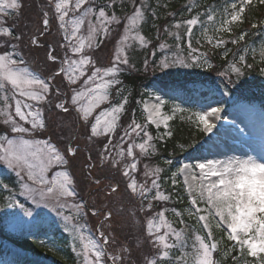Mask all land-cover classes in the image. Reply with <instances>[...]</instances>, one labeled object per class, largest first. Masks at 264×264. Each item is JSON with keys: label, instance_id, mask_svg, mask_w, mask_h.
<instances>
[{"label": "snow or ice", "instance_id": "6c2138e0", "mask_svg": "<svg viewBox=\"0 0 264 264\" xmlns=\"http://www.w3.org/2000/svg\"><path fill=\"white\" fill-rule=\"evenodd\" d=\"M124 3L125 0H120L121 7ZM251 3L252 0H232L230 3L226 0L219 21L214 6H209V11L193 14V7L187 5L190 18L181 23L186 26L184 36L188 55L165 56L159 62L151 63L153 73L163 74L155 89L160 94L150 97L155 103L142 101L146 123L138 122L133 115L131 122L120 132L122 114L127 111L129 98L123 94L120 87L123 82L119 77L135 67L129 51L137 44L141 49L150 44V40L141 34L149 14L154 20L159 19L155 13H149L150 5L144 0H131L130 13L121 17L114 11L117 0H106L101 5L95 0H46L42 27L25 42L26 33L17 31L24 0H0V203L6 208L18 209L27 217L33 216L34 208L54 213L63 230L71 234L72 251L77 258H82L80 264H221L215 253L225 237L231 242L225 246V260L228 254L234 253L231 256L233 264H264V149L257 155L245 153V158H205L194 165L184 164L173 172L170 177L173 185L178 183V177H184L183 186L189 201L183 210L172 209L178 221L166 217L167 208L155 210L158 205L153 201L167 202L172 198L171 194L165 195L160 190L158 180L162 169L145 164V182L137 179L136 150L146 158L155 151L154 137L148 125L157 129L163 125L165 132L159 138L170 137L172 132L168 130V122L176 113H181L182 119L185 118L183 114L188 113L190 126L207 136L216 128L215 121L221 119V107L190 110L173 105L171 114L164 113L162 109L167 105L163 96L169 91L187 90L186 85L177 88L174 82L163 78L171 75V69L203 68L215 72L224 96H230L244 86L247 70L253 67L246 63V54L228 62L224 70L216 71L207 53L193 47L192 40L194 26L199 25L204 42L212 48L223 47L226 41L223 37L209 36L208 26L211 25L217 34L231 33V25L242 21V14ZM259 3L264 5V0ZM156 6H161L160 0ZM163 6L167 7L166 4ZM85 18L89 24V49L100 46L96 39L98 35L107 36L112 25L119 26L122 20L126 21L109 66H98L93 55L85 51V40L77 36ZM53 20L58 23L57 31L63 33V42L59 45L62 56L56 54L53 44L43 42ZM181 23L171 27L179 29ZM69 24L74 25L71 32L68 31ZM153 27L159 32L155 23ZM252 27L257 28V24L253 23ZM164 31L174 36L178 42L176 48H181V35L173 33L167 24ZM246 34L241 33L231 42L237 44ZM196 44L203 46L201 38H196ZM34 46L46 48L45 62L57 65L47 75L38 72L27 59ZM159 47L163 49L166 45L161 43ZM258 51L260 62L264 64V41ZM227 52L225 49L224 56ZM149 67L150 63L145 59L144 70L148 71ZM260 74L264 75V67ZM57 79L59 83H56ZM192 90H195L194 82ZM53 110L61 118L57 139H53L46 115ZM179 147L183 149L185 145ZM82 156L79 172L82 180L96 186L97 194H103L101 199L105 203L99 207L95 201L90 204L78 191L80 184L72 166ZM127 159L131 162H126ZM104 172L108 175L99 174ZM149 177H154L150 185L147 183ZM113 196L126 199L128 215L142 228L136 239L135 252L128 242L109 251V246L115 242L114 213L108 206V200ZM124 211L122 203L116 212ZM185 213L195 221V227L190 228L183 219ZM89 214L98 217L99 221L95 233L85 236V224L81 221ZM176 223L184 227L177 228ZM214 228L222 233L219 239ZM189 247L191 251H188ZM245 256L254 259L248 261Z\"/></svg>", "mask_w": 264, "mask_h": 264}, {"label": "rangeland", "instance_id": "374dc122", "mask_svg": "<svg viewBox=\"0 0 264 264\" xmlns=\"http://www.w3.org/2000/svg\"><path fill=\"white\" fill-rule=\"evenodd\" d=\"M254 1V0H252ZM27 2L24 7L26 6L28 12V22L24 23L27 25H32L28 31H24L23 27L18 29V31H23L27 33V36L29 37L33 32L37 30V28L42 27V12L44 9V3H46V0H44V3H42V0L37 1L34 0V2H30V0H25ZM31 4V6H30ZM36 4L38 6L36 7ZM230 10V9H229ZM205 11H201L203 13ZM122 17V16H121ZM68 19V18H66ZM206 19V18H205ZM93 23H95V17H92ZM218 21V20H217ZM22 17L19 22L20 25L24 26L22 23ZM126 21L122 20L121 25L116 26L112 25V31L107 35V36H102L98 35L96 39L100 42V46L98 48H92L89 49L87 47V37H88V32H89V24H88V19L85 18V21L83 24L80 25L79 29L77 30V36L85 40V51L89 52L90 54L93 55V59L97 61L98 66H109L114 55H115V44L117 39L119 38L120 35L123 33V24ZM239 22V21H237ZM236 23V22H235ZM175 25V24H172ZM165 26V25H164ZM164 26H163V31H164ZM218 26V25H217ZM74 25L69 24L68 25V31L71 32L73 29ZM211 25L208 26L210 28ZM57 23L53 20L51 27H50V32L47 35V37L43 38V41L47 43H51L55 46V52L57 55L62 56L63 50L60 48V43L63 42L61 39V32L57 31ZM195 28V26H194ZM173 33L180 34L181 35V41L179 42L181 44V48L177 49L176 48V43H178L174 36H169L167 33L168 39H173L174 46L169 47V43H164L166 47L161 49L158 45V51H163V58L165 56H168L169 58H172L176 55H179L181 57H186L188 55L187 51V43L185 42L183 38L186 37L184 36L186 26L181 23V28L176 29L174 27L170 28ZM200 30V33L197 35L196 38H201L202 45H203V37L201 36V31L202 29L200 28L199 25L196 26V31ZM165 32V31H164ZM208 35L209 36H216V38H220L222 33H215L213 31V28L208 30ZM49 37V38H48ZM223 39L226 41L228 39L225 38V35L222 36ZM196 38L193 37L192 44L193 47L201 48L203 49L204 46H194L196 44ZM230 41V40H229ZM206 45L207 49L212 48L211 45L207 44L204 42ZM233 44V43H232ZM185 45V46H183ZM234 45V44H233ZM184 47V48H183ZM141 48L139 45L134 46V50L139 51ZM146 51H149L148 56L144 57L143 60V69H144V61L147 59L149 63L151 64L152 61V56H153V49L150 47V44L148 45L147 48H145ZM185 49V50H184ZM233 49V48H232ZM236 52V50L234 51ZM233 52V53H234ZM133 53V50L129 51V57L130 54ZM232 53V54H233ZM240 54L238 55L239 58ZM258 56H259V51H258ZM235 57V55H234ZM163 58H160L159 61ZM27 59L32 63L33 68H35L38 72L43 73L44 75H47L48 72L54 68L57 67L55 63L51 62H44L41 64L34 58L32 54H30ZM130 61L132 64H134L133 60L130 58ZM158 61V62H159ZM151 67H149V70L146 71L150 72ZM173 70V69H172ZM170 70V71H172ZM178 70V69H174ZM132 71L136 72L137 67L131 68L130 70H127L125 72ZM185 72L186 69H180V72ZM123 72V73H125ZM121 79V76L119 77ZM122 80V79H121ZM123 82V81H122ZM56 83H59V79H57ZM123 94L125 96H128V98H131L132 93L127 89L123 84L120 85ZM156 86H152L151 88L148 89V94L142 101H147L149 103H155L154 100H151L150 97L154 95H158L160 93H157L155 91ZM113 97H115V92L113 91ZM164 100L169 98V94H165L163 96ZM173 99H177L176 96H173ZM142 101L139 103V107L143 112V103ZM178 101V100H177ZM174 101L173 104H168L166 103V107L162 109V111L166 114H171L170 107L173 105H180L182 108L186 109L184 106L185 104L182 101ZM194 107L190 108V110H199V109H208L210 107H216L214 104L207 103V104H202L200 103L197 99L194 102ZM130 102H128V105L126 106L129 107ZM47 107V106H45ZM103 107V106H102ZM134 108H129V110L126 113H129L130 116H125L124 114V124L123 128L131 122V119L133 118V115L135 116V111L133 110ZM99 109L97 110V112ZM180 113H176L174 117H176ZM47 118H48V124H49V130L54 133L53 139H57L60 137V130H59V125L61 124V118L56 114L55 110L46 113ZM188 115V113H187ZM223 115V112L221 113V116ZM145 120H146V113L143 114ZM226 121L227 122H221L220 120L215 121L216 123V128L215 130L218 131L219 135L217 137H212L209 134L204 137L203 141L200 144H196V150L190 152L188 148H184L182 155L179 158H176L175 164L176 168L173 172L177 171L178 168H180L184 164L188 165H194L197 162H203L205 158L207 159H219V160H224L228 157L231 156H239L241 158H245L243 154H251V155H257L255 148V145L258 147L264 149V111L259 109L257 106L245 103V102H239L235 105H233L227 112L226 114ZM137 119V118H136ZM174 119V118H173ZM170 120V123L173 121ZM138 122H141V119L138 117L137 119ZM226 123V124H224ZM64 124L67 125L68 122L64 121ZM155 127V126H153ZM123 128L121 127L120 132L123 131ZM156 128V127H155ZM157 129V128H156ZM158 130V133L156 136L158 137L159 140L163 141L167 136L164 137L163 139H160L159 136L160 134L165 132V128L163 125ZM169 130V128H168ZM227 130V131H226ZM170 131V130H169ZM198 131V130H197ZM242 135V136H241ZM118 138V137H117ZM139 142V140H137ZM152 144L154 146V143L152 141ZM86 155V153L84 154ZM136 156H137V163H138V175L137 179L139 182L144 183L145 182V176H144V171H145V164H148L150 167H159L152 163L151 161L148 160V158L143 157L140 155L139 150H136ZM82 157H78L77 161L73 162L72 166V171L76 173V179L77 181H81V174L79 172V161L82 159ZM126 162H131L130 159H127ZM160 168V167H159ZM161 169V168H160ZM198 171V170H197ZM162 172V171H161ZM161 172L159 173V180L158 182L160 183V186H162V181L164 182L166 179L160 178ZM172 172V173H173ZM100 175H108V173H99ZM136 175V173H134ZM172 176V174H171ZM119 179L120 177L117 176ZM154 177H149L147 178V183L150 185L151 184V179ZM179 186L181 187L182 194L185 195L188 199V194L186 189L183 186V180L184 177L180 176L177 178ZM171 180V179H170ZM106 184L107 181H104ZM80 184V183H79ZM171 185L172 181H171ZM103 186V185H101ZM86 188V189H85ZM96 186L89 185L88 182H84L80 184V187L78 188V191L81 196H83L85 199L88 200V202L91 204L93 201L96 202V206L99 207L102 204L105 203V200L101 199L103 194H97L96 192ZM161 190V189H160ZM121 192H123V186H121ZM153 195L155 194V190H153ZM164 194V193H163ZM195 194V193H193ZM182 197V195H181ZM180 197V198H181ZM183 198V197H182ZM123 203V206L125 208V211L122 213L117 214L116 210L121 207V204ZM189 203V201H188ZM108 206L113 209V231L115 233V242L109 246V251H112L116 248L119 247V245L125 243L119 238V233L122 232V230H125L126 227H129V223L132 225H136L141 229V226L139 224L133 223L132 218L128 215L127 208L128 204L126 199L122 200L120 196H113L108 200ZM202 206V205H199ZM116 215V216H115ZM115 217V218H114ZM167 217V213H166ZM168 218V217H167ZM42 220L43 223H48L51 222L55 226L59 227L61 231H63L65 234L68 236V245L69 249L71 250V253L74 255V258L76 259L77 263L80 264V259L82 258H77L75 253L72 251V236L69 233H66L63 228L61 227L60 222L57 220L55 217L54 213H50L47 209L39 208L33 209V216L32 217H27L24 216L22 212H20L18 209H11V208H6L3 206V203L0 204V237L1 235L6 232L7 235L10 237L12 236L13 239L16 237H20L19 234L24 233L27 236H33L34 238H39L37 240V244H39L44 250L41 254L35 253L34 251H31L30 249L24 250L21 247H18V245L13 241V240H3L0 239V264H64L59 257H57L53 252H51L50 249L47 250L48 246H52L56 249H59V246L51 241L46 235H37L35 233H29L27 228V224L29 222H34L36 220ZM143 219V217H141ZM170 219V218H169ZM99 218L91 216V214L88 215V217L85 218V220L81 221L82 223L85 224L84 228V234L85 236H91L95 233V229L97 227ZM90 224V225H89ZM127 225V226H126ZM219 230H216L214 228V234L218 232ZM142 233V232H141ZM217 234V233H216ZM215 234V235H216ZM17 241V240H16ZM136 244V241H135ZM189 244H191V241H189ZM79 246V244H78ZM47 247V248H46ZM145 251H147V245H145ZM188 251H191V248L189 247ZM135 252V250H134ZM177 255L180 253L177 252Z\"/></svg>", "mask_w": 264, "mask_h": 264}, {"label": "trees", "instance_id": "16d2710c", "mask_svg": "<svg viewBox=\"0 0 264 264\" xmlns=\"http://www.w3.org/2000/svg\"><path fill=\"white\" fill-rule=\"evenodd\" d=\"M39 1V0H37ZM41 1V0H40ZM106 0H95V3L98 5L104 4ZM222 1H224V5L226 4V0H160V7H157V0H144L145 3L149 4V13H155L156 16L159 17V19H155L153 15L149 14L147 16V23L143 25L142 28V33L143 35L148 38L151 42V47L157 49V28L153 27V23L159 27V33L160 31H163V26L164 25H169L170 28L173 26L172 24L179 22L180 20H183L184 18H190V14L187 10V5H191L193 7V14L195 11H203L204 9L206 11H209V6H214L215 7V15L217 18L222 16L224 12V5L222 4ZM229 0H227L228 2ZM30 2H34V0H30ZM27 2H24V5ZM131 0H125V3L123 7H121L120 0H117V4L114 8V11L118 15H125L128 12L131 11L130 8ZM167 5V7H164L163 5ZM31 6V4H30ZM38 4H36V7ZM112 9H109V12H111ZM28 10L26 6L23 9L22 13V24L28 22ZM169 13H172L169 15ZM264 21V5L256 2L251 5H249L248 9L246 12H244V17L243 20L240 24H237L233 27L232 29V34L237 38L241 33L246 32L247 34L245 35V39L239 41L237 44H235V59L238 60V55L244 54L245 50L247 49V57L250 59L249 62L253 60V67L249 70H247L248 74L244 77L245 84L241 88L244 91H248L250 95L243 96V97H234L232 96L231 102H228L227 96H224L222 94V90L220 89V79L218 77H210L211 75H214L215 72H201L199 71L197 78L195 81L199 82L203 89L198 90L195 88V90H192L193 87H189L187 85L188 81L184 78H180L177 81H174L175 85L177 88L180 86H187V90H177V91H171L175 92L178 94L179 98L182 101L186 102H191L193 100V95L194 93H197L200 97V100L202 102H214L220 107H227L231 105L234 102H237V100H250L253 102H257L260 104L262 108H264V81L261 79V74H260V69L261 67H264V64L260 63L258 64L256 60L252 59L253 57L252 53L253 50L258 48L261 44V41H264V28L261 24V22ZM255 23L257 24V28H253L252 24ZM32 25H27L25 24L24 26L19 24V28L23 27L24 31H28L29 28ZM17 29V31H18ZM166 35V33H163ZM225 35H230V34H225ZM47 37V35L45 36ZM44 38V37H43ZM49 38V37H48ZM28 36L27 33L25 35V42H27ZM46 43L45 41H43ZM232 44V43H231ZM226 47H233V45H230V43L226 44ZM156 51V50H155ZM231 51V50H229ZM228 51L227 55L224 56H218V53H210L211 57V63L214 61V67L216 71H222L224 68L227 67L228 61H227V56L230 54ZM45 52L46 48L44 47H33L31 49V54L36 58L38 62L41 64L44 62L45 59ZM149 51L146 49H140L139 51L133 50V54L131 56V59L134 62L135 67H137L136 72L128 71L125 72L121 75V79L123 81V84L127 86V89L132 93L131 95V103L130 107H134L136 103L137 98H142V96L145 95V88H147L152 81H158L156 77H151L150 74L142 68L143 67V60L144 57L148 56ZM213 64V63H212ZM249 64V63H247ZM208 74V75H207ZM165 80L169 81L170 83H173L172 80H168L167 78H164ZM157 82V84H158ZM262 95V96H261ZM261 96V97H260ZM129 114L126 115V117ZM179 119V118H178ZM125 118H122V125L124 124ZM173 133L172 137L165 142H157L155 140V150H156V159H160L161 162H165L168 164V171L173 167V162L169 164L168 162L170 161V158L175 156H179L180 153H182L183 149L179 147L178 142H186L188 144L189 138L193 137L191 130L193 126H190L188 120H175L173 122ZM152 133L153 130L150 128L149 129ZM86 181L81 180L79 181L80 184L84 183ZM86 189V188H85ZM173 195H171L172 197ZM172 199V198H171ZM175 207L179 208L178 204H174ZM116 216V215H115ZM115 218V217H114ZM187 224L191 227H194V225L188 220L185 219ZM127 226V225H126ZM34 229L41 230L43 232L49 233V237L52 238L53 241H55L59 246H60V251L57 252V255L60 256L62 259H69L70 258V252L67 246V242L65 239V235L63 234L62 236L59 235V231L52 229L50 226L47 224H37L36 226H31ZM190 230V229H189ZM142 228L140 229L136 225H132L129 223V227L127 226L125 230H122L121 233H119V238L124 241L128 242L132 247L133 250H135V241L136 239L141 235ZM219 235L221 236L222 233L220 232ZM220 245L223 248L224 252V247L226 243H220ZM229 245V243L227 244ZM234 253H230L227 256V259H224V254L223 256H220L219 254H216V259L221 261V264H233L231 256Z\"/></svg>", "mask_w": 264, "mask_h": 264}, {"label": "bare ground", "instance_id": "6f19581e", "mask_svg": "<svg viewBox=\"0 0 264 264\" xmlns=\"http://www.w3.org/2000/svg\"><path fill=\"white\" fill-rule=\"evenodd\" d=\"M24 2H25V0H24ZM223 5H224V3H222ZM225 6H226V4L224 5V8H225ZM216 19L219 21V19L217 18V16H216ZM56 22V21H55ZM57 23V22H56ZM241 22H236V23H234V25H233V27L235 26V25H237V24H240ZM57 26H58V23H57ZM212 28V26L210 27V28H208V30H210ZM233 29V28H232ZM202 32V31H201ZM225 34H230V35H225ZM223 35H225V38L226 39H228V40H226V43L224 44V46L223 47H221V48H210V49H207L206 48V45L204 44V42H203V52L204 53H207V56H208V59H209V61H210V63H211V58H209V57H211V55H210V53H214V54H216V53H218V56H222V55H224V52H225V49H227V47H226V44L228 43H230V45H231V40L232 39H234V38H236L235 36H234V34H232V31H231V33H228V32H223L222 33V35H221V37L223 36ZM230 40V41H229ZM153 52V56H152V61L151 62H153V61H155V62H158L159 61V59L160 58H163V53H162V51H155V50H153L152 51ZM132 54L133 53H131L130 54V56H132ZM213 63V65L215 64V62L213 61L212 62ZM172 70V69H171ZM199 71H201V72H205V71H207L206 69H203V68H197V69H186V71L184 72H180V69H178L177 70V72H178V74H179V77L180 78H184V79H186L187 81H188V83H187V85L189 86V87H193V82H194V84H195V88H197L198 90H201V89H203V87L201 86V84H197V82L195 81V79L197 78V76L198 75H200V74H198V72ZM208 75V74H207ZM212 76H216V73H214V75H211L210 77H212ZM217 77V76H216ZM158 85H156V87H157ZM211 134V136H217L219 133L217 132V130L215 131V130H213V133H210ZM242 136V135H241ZM254 149H257L256 150V152H257V154H259L260 152H261V150H262V148H260V147H258L257 145H255V148Z\"/></svg>", "mask_w": 264, "mask_h": 264}]
</instances>
